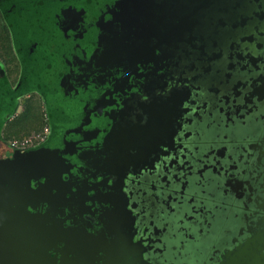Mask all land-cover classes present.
I'll return each instance as SVG.
<instances>
[{"label":"water","instance_id":"obj_1","mask_svg":"<svg viewBox=\"0 0 264 264\" xmlns=\"http://www.w3.org/2000/svg\"><path fill=\"white\" fill-rule=\"evenodd\" d=\"M146 2L0 0L21 66L18 84L9 91L17 101L39 94L51 127L42 145L0 159V264H150L145 249L133 244L135 219L124 190L140 159L132 150L146 143L145 129L154 125L148 108L159 107L163 100L132 101L168 87L157 81L178 74L161 64L175 54L179 59L180 44L201 52L207 45L201 37L191 38L197 24L189 20L191 15L180 18L174 12L160 22L166 29L164 51L135 49L129 32L144 23L138 15L163 12L154 1L149 6ZM133 13L138 14L134 19ZM182 54L194 66L192 54ZM150 58L161 66L142 65ZM151 69L153 75L146 76ZM150 79L157 83H148ZM5 85L0 80V89ZM169 87L164 95L177 92L174 85ZM135 110L148 115L146 125H141L142 114L132 125ZM137 127L143 128L133 141ZM117 205L128 222L113 229L112 222H103L102 213L114 215ZM250 240L225 251L218 264L225 255L249 249ZM259 256L258 263L264 264V247Z\"/></svg>","mask_w":264,"mask_h":264},{"label":"flooded vegetation","instance_id":"obj_2","mask_svg":"<svg viewBox=\"0 0 264 264\" xmlns=\"http://www.w3.org/2000/svg\"><path fill=\"white\" fill-rule=\"evenodd\" d=\"M153 1L155 5L162 6L163 12L160 13L158 9V14H149V25L155 29V34L159 32L160 35L158 42L154 39L148 42L147 49L156 47L157 54L165 50V46L161 44L166 31L160 26L163 16H173L174 12L180 18L191 15L189 20L197 23L191 38H205L208 47L204 46V51L201 52L180 44L179 59L184 58L182 50H185L196 60V68L219 63V71L229 64H242L247 69L236 72L230 70L233 75L238 73L237 78L232 79L228 85L219 86V99H211L205 110L202 105L206 101V90L199 81L192 79L193 73L182 72L185 62L180 60V65L177 66L181 71L177 76L147 81H157L160 87L166 83L168 87L163 92L156 90L155 93L149 92L147 97H134L132 102L136 101V104L139 101L164 100V93L171 90L169 86L172 84L181 99L173 103L171 108L175 112L185 106L188 109V122L173 131L170 142H165L166 138L157 135V129L162 124L159 119L154 121V125L146 127L145 135L150 136L151 144L156 141L164 142L158 146L160 151L151 165L141 161L149 143L143 141L132 150V154L140 155V159L135 162L131 175L127 177L124 193L127 209L135 219L132 229L133 244L145 249L144 258L150 264H218L225 251L233 250L242 241L251 239L258 231L264 230V0L245 9V15L250 14L245 21L249 28V39L241 40L232 36L223 41L218 39L215 46L203 33L198 32V22L203 12L210 10L218 0ZM153 1L147 0L145 5L149 6ZM143 14L146 15L137 14L138 21H145ZM137 15L133 13L131 18ZM235 26L239 29L242 27L239 23ZM259 30L260 33H257ZM242 34L244 35L240 33V36ZM183 36L189 37L187 33ZM253 64L257 68H253ZM0 80L5 81L12 89L18 84L17 81L12 86L6 76L0 77ZM238 80L243 85L239 88V93L234 94L231 84ZM251 85L256 87L253 95ZM33 94L40 97L37 93H30L22 98ZM245 95L248 96V101L244 100ZM223 97H227V104L223 103ZM22 98L19 99L16 113ZM136 104L132 105L134 109L137 108ZM237 107L240 111L238 115L234 114ZM141 114L137 110L132 112V125L139 120L137 116L140 117ZM143 117L141 125H146L148 115ZM45 125L49 128L50 136L51 127L46 109ZM142 128L137 127L138 130L132 132L133 141ZM12 152L6 148L0 159L10 156ZM217 205L225 206L226 218L223 219L221 215L213 217V209ZM222 227H227L229 231L220 236L218 244L214 240H207L208 231ZM191 248L197 251L189 252L188 249Z\"/></svg>","mask_w":264,"mask_h":264},{"label":"rangeland","instance_id":"obj_3","mask_svg":"<svg viewBox=\"0 0 264 264\" xmlns=\"http://www.w3.org/2000/svg\"><path fill=\"white\" fill-rule=\"evenodd\" d=\"M253 3L259 4L260 0L215 1L214 6L212 7L210 6L211 9L205 10L203 12V15L200 16L198 22L199 25L198 32L203 33L204 34L203 36H206V39L210 40L213 43H216L218 39L223 41L227 38H231L232 36H235L236 38L239 37V39L241 40L245 38L249 39L250 37L247 34L249 28L247 27L245 21L250 17V14L245 15L244 12L246 11L245 9H247L248 6L251 7ZM254 6L255 5H253V7ZM149 14L152 13L149 12ZM150 18L151 15H147L146 17H144L145 19L144 23H140V25H136V27L138 28L137 32H133V31L129 32L130 33L129 39H131V44H133L135 46L134 48L137 50L138 48L141 49L143 47L148 46L147 44L150 40L154 39L157 41L159 39L158 34H155L154 29L149 25L148 20ZM236 23H239L242 26L241 29H239L238 26H235ZM240 33H244V35L242 34V36H240ZM257 33H260V30ZM171 36L174 39V34ZM178 60H179L178 56H176L175 54L172 55L171 58H168L167 61H165L161 65L166 67L164 68L166 70L167 68L170 67L171 72L173 70L175 74H178L181 71L180 68L177 66L179 64ZM184 61H185V65L182 66V71L184 70L189 74L193 73L192 79H194L195 81H199L201 87L205 88L204 90H206L205 91L206 101L202 105L203 110L206 109V106L208 102L211 101V99H213V101L219 99V91H218L219 86L228 85L229 83H231L232 79L237 78L238 73L233 75V72L247 69V66L242 64H236L235 66H231L229 64L228 67H224L219 71L217 69V67L220 66L219 63L212 65L210 64L202 65L196 68L191 63L190 58L186 57V59L184 58ZM136 62L140 63L141 59H138ZM143 64L149 65L148 67L150 66L153 67L156 65L161 66L159 65V62L157 63L153 58L146 59L145 61L142 62V65ZM252 67L257 68L256 65L254 64L252 65ZM230 70H233V72ZM171 72L169 71V74H171ZM19 74H20V65L13 50L11 37L7 31L4 21L0 16V77H5V76L8 77L10 79L9 81L11 82V85L15 86L18 81ZM152 75H153L152 69L146 72V76L149 77ZM240 81L241 80H238L235 84L234 83L231 84L232 93L234 94L239 93V88L243 85V83ZM252 87H253V91L251 92V94L253 95L255 94L254 92L256 87L255 86ZM199 88H197V90H200ZM9 89L13 90L9 85L1 86L0 89V127H2L3 124L6 122V120L13 115L16 108V104L19 102V100L18 101L15 100L13 91L10 92ZM223 98L225 99L223 100V103L227 104L228 103L227 97H223ZM178 99L179 101L181 99V97L179 98L178 92H175L174 94L169 93L164 96V100L160 102L159 107L148 108V110L153 111V114L150 116L151 118L149 120L151 122H154L157 119H159L162 122L161 126L157 129L158 131L157 135L166 138L167 140L165 142H170L171 141L170 137L173 131L180 129L183 124L188 122V118L186 117L188 109L185 106H182L181 109H176L175 112L172 109L170 110L173 102H176ZM248 99H249L248 96L245 95L244 100L248 101ZM149 104L151 105L153 103H149ZM238 112H240L239 107H237L234 110V114L238 115ZM18 113L19 114L17 115L19 118L17 117L16 118L17 120L14 119L13 122L5 124L6 126L2 132V135L0 136V157L4 154V151L6 150L4 144L5 142L11 139H19L30 136L33 133L42 131V129L45 127V108L39 96L33 94L30 97L22 98L20 100V108ZM193 115L197 116V114L195 113ZM153 130L155 131L154 128ZM144 140L145 142L149 143V145L146 147V151L144 150L141 161L142 163L151 165L155 155L157 156L158 152L160 151L158 146L163 144L164 142L156 141L155 144H151L150 136H148L147 134L145 135ZM219 153H217V155H219ZM119 205L115 207L114 215L113 213L111 215L102 213V218L104 219L103 222L104 223L112 222L113 229L119 222H123V223L128 222V219L122 215L121 213L122 210L120 209ZM168 208L170 211H172V208L170 207ZM213 210H215V212L213 213L214 218L218 217L219 215L223 216V219L226 218L227 209L225 208V206L217 205ZM187 220H190V218H188ZM223 227L220 228L219 230L216 228L215 230L213 228V230L208 231L206 235V237H208L207 240L208 241L214 240L218 244L219 241H221L220 236L223 234H227L229 231L227 227L225 228ZM262 247H264V230L258 231L253 237H251L250 244L247 247L249 249L239 250L230 256L225 255L223 264H257L259 262L258 257H260L259 253ZM127 248L130 251L132 250L136 251V249L130 248L128 246ZM188 250L189 252L197 251L196 249L193 248Z\"/></svg>","mask_w":264,"mask_h":264},{"label":"built area","instance_id":"obj_4","mask_svg":"<svg viewBox=\"0 0 264 264\" xmlns=\"http://www.w3.org/2000/svg\"><path fill=\"white\" fill-rule=\"evenodd\" d=\"M49 136V128L47 125L42 129V131L33 133L30 136L11 139L5 142V147L11 151L24 152L33 148H36L43 144Z\"/></svg>","mask_w":264,"mask_h":264},{"label":"crops","instance_id":"obj_5","mask_svg":"<svg viewBox=\"0 0 264 264\" xmlns=\"http://www.w3.org/2000/svg\"><path fill=\"white\" fill-rule=\"evenodd\" d=\"M17 114H19V113L17 112L13 117H11V118L8 120L7 124L10 123V122H13L14 119L17 120V119H16V118L18 117ZM18 118H19V117H18ZM5 126H6V125H5ZM5 126H4L3 129L0 131V136L2 135V132H3L4 128H5Z\"/></svg>","mask_w":264,"mask_h":264},{"label":"trees","instance_id":"obj_6","mask_svg":"<svg viewBox=\"0 0 264 264\" xmlns=\"http://www.w3.org/2000/svg\"><path fill=\"white\" fill-rule=\"evenodd\" d=\"M0 16H1V14H0ZM1 18H2V16H1ZM2 20H3V18H2ZM5 26H6V24H5ZM7 28V27H6ZM7 31H8V29H7ZM9 33V32H8Z\"/></svg>","mask_w":264,"mask_h":264}]
</instances>
